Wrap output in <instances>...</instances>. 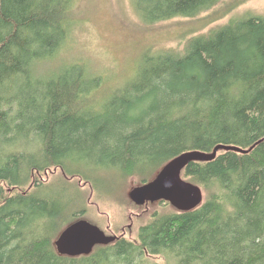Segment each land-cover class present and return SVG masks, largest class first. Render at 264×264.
Returning a JSON list of instances; mask_svg holds the SVG:
<instances>
[{
  "label": "trees",
  "instance_id": "trees-1",
  "mask_svg": "<svg viewBox=\"0 0 264 264\" xmlns=\"http://www.w3.org/2000/svg\"><path fill=\"white\" fill-rule=\"evenodd\" d=\"M75 2L0 0V264H264V16L232 19L181 52L144 55L136 77L101 104L93 96L103 80L83 64L40 74L69 38ZM220 2L134 5L153 24ZM219 144L249 151L186 166L183 178L205 194L198 208L156 214L135 240L88 255L57 252L60 232L86 212H71L64 186L38 174L59 168L92 183L112 169L143 185L177 155Z\"/></svg>",
  "mask_w": 264,
  "mask_h": 264
},
{
  "label": "rangeland",
  "instance_id": "rangeland-1",
  "mask_svg": "<svg viewBox=\"0 0 264 264\" xmlns=\"http://www.w3.org/2000/svg\"><path fill=\"white\" fill-rule=\"evenodd\" d=\"M249 15L264 16V0H221L196 17H176L153 24L142 20L134 0H76L69 38L56 57L42 65L40 74L59 66L53 72L64 69L63 64H83L91 76L103 80L93 96L102 104L136 77L138 68L144 64V55L184 51L190 38ZM36 178L49 187L64 186L67 200L72 202L71 212L85 208L86 213L78 219H87L117 237L135 240L139 228L154 215L179 212L170 203L161 201L137 205L130 198V191L141 185L140 180L121 177L112 169L99 171L92 183L80 177H64L59 168ZM150 260L167 264L164 257Z\"/></svg>",
  "mask_w": 264,
  "mask_h": 264
},
{
  "label": "water",
  "instance_id": "water-1",
  "mask_svg": "<svg viewBox=\"0 0 264 264\" xmlns=\"http://www.w3.org/2000/svg\"><path fill=\"white\" fill-rule=\"evenodd\" d=\"M220 150L248 152L249 149L219 144L212 152L191 150L168 161L149 182L134 187L130 198L137 205L166 200L179 211H191L204 202L202 188L183 178V171L192 161H209ZM117 235L107 234L98 225L81 218L66 226L55 239L57 252L65 256L88 255L97 245H108L117 240Z\"/></svg>",
  "mask_w": 264,
  "mask_h": 264
},
{
  "label": "bare ground",
  "instance_id": "bare-ground-1",
  "mask_svg": "<svg viewBox=\"0 0 264 264\" xmlns=\"http://www.w3.org/2000/svg\"><path fill=\"white\" fill-rule=\"evenodd\" d=\"M149 203V202H148ZM98 246V245H97ZM96 247V246H95ZM71 257H75V256H71Z\"/></svg>",
  "mask_w": 264,
  "mask_h": 264
}]
</instances>
